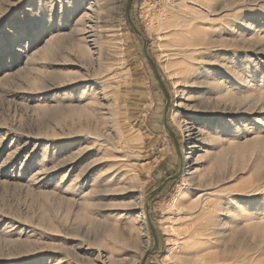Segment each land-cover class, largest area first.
<instances>
[{
    "label": "rangeland",
    "instance_id": "374dc122",
    "mask_svg": "<svg viewBox=\"0 0 264 264\" xmlns=\"http://www.w3.org/2000/svg\"><path fill=\"white\" fill-rule=\"evenodd\" d=\"M91 1L0 0V264H173L170 202L201 181L261 188L205 256L264 264V0H208L231 10L188 78L156 18L189 0H133L140 33L129 0Z\"/></svg>",
    "mask_w": 264,
    "mask_h": 264
},
{
    "label": "bare ground",
    "instance_id": "6f19581e",
    "mask_svg": "<svg viewBox=\"0 0 264 264\" xmlns=\"http://www.w3.org/2000/svg\"><path fill=\"white\" fill-rule=\"evenodd\" d=\"M101 5V0H95L93 2L91 1L88 7V10H90L91 14L88 16L92 18V16L95 15L99 9H103L104 6ZM227 6L220 8L218 6L208 4V0H189L188 2H180L176 10L171 9L163 16L156 18L157 30L164 41L165 46L168 48V51L181 60L183 59V63L180 67L187 78L189 77V73L193 67V62L196 59L195 54L198 51H202V49H209L210 46V38H207V35L211 31V24H206L205 21L214 22L217 18H219V16H221L223 12L230 9ZM195 7H198L199 9H194ZM120 9L121 4H118V16L120 15ZM234 14L239 15L242 13L236 12ZM240 21L241 19L239 18L237 23ZM94 22L97 23V21ZM94 26H91V28H94ZM90 32L94 31H88V33ZM93 36L94 34H91L87 37L90 38V42H93L92 44H95L94 41L96 39L93 38ZM86 52L89 55L93 54L89 48L86 49ZM192 71L191 73H193ZM104 86L108 87V85ZM104 86L102 85V90H106ZM97 139H103V137L98 132ZM125 144L127 147H129L131 142L127 140ZM196 145H193L192 147H195ZM128 150L130 151V148ZM191 170L194 171L193 169ZM194 177L192 173V180ZM223 177L219 178L218 176V179L215 180L214 183L210 182L209 185H211V183L215 185L217 183L224 182ZM262 180H264V177ZM201 182H198L194 185L186 184L183 188L181 187L179 193L174 196L170 202L169 206L174 207L175 211L173 212V216L170 217L171 222L169 221L171 245L173 248L171 247L172 249H169L167 258L172 260L174 258L173 254L176 250H178V253L173 259V264H243V261L239 259V256L233 255V258L225 257L208 259L205 254L206 252H209V250L211 251V249L219 248V243L226 241L228 238L227 235L233 233V231L236 238L238 239L243 227H245L241 224V220L243 221L244 217H247V219H250V221L256 220L255 214V216L252 215V217L249 215L246 216V213L244 214V209L241 205H239V200L240 197H243L247 193H252L253 195L261 193V188H256L252 191L245 192L236 189L230 190L231 188L228 186L222 187V185L210 187ZM226 194H233L232 199L236 201L234 202L235 204H233L234 211L231 209V205H225L223 203V197ZM180 196H182V199L178 201ZM252 227H254V222ZM227 250L228 248L226 247L225 251L227 252Z\"/></svg>",
    "mask_w": 264,
    "mask_h": 264
},
{
    "label": "water",
    "instance_id": "95a60500",
    "mask_svg": "<svg viewBox=\"0 0 264 264\" xmlns=\"http://www.w3.org/2000/svg\"><path fill=\"white\" fill-rule=\"evenodd\" d=\"M132 1H133V0H129V1H128L127 9H126V13H127V17H128V19H129V22H130L131 27L135 30V32L140 33V31L137 29V27H136V25H135V22H134L133 18L131 17L130 9H131V5H132ZM146 54H147V52H146ZM149 60L151 61V58H150V57H149ZM151 62H152V61H151ZM152 64H153V63H152ZM154 70H155V73H156V75H157V78H158L159 81H160L161 86L163 87V89H164L165 92H166L164 82L162 81V79H161V77H160V75H159L157 69L155 68V66H154ZM178 175H179V172H178L177 174H175L174 176H170V177L167 178V179H166V180H165V181H164L159 187H157L156 189H154V190L149 194V200H150L153 196H155L156 194L160 193V192L166 187V185H167L168 183H170L171 181H173L175 178H177ZM150 227H151V230H152V232H153V237H154V246H153V248H156V247L158 246V242H157V240H156L155 232H154V229H153V226H152L151 223H150ZM153 248H152V249H153Z\"/></svg>",
    "mask_w": 264,
    "mask_h": 264
}]
</instances>
